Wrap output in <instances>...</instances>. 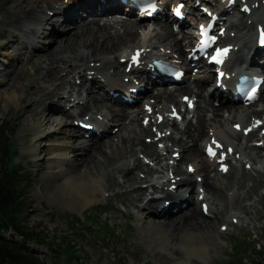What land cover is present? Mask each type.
Listing matches in <instances>:
<instances>
[{
  "label": "bare ground",
  "instance_id": "6f19581e",
  "mask_svg": "<svg viewBox=\"0 0 264 264\" xmlns=\"http://www.w3.org/2000/svg\"><path fill=\"white\" fill-rule=\"evenodd\" d=\"M0 5L7 8L5 16L9 17V21L0 22V30L5 34L9 33L6 36V40L11 35L14 36L15 41H7L6 50L4 53H7L11 59H21L25 57V51L18 49L15 45L19 43L17 38L20 37V31L22 28H26L28 31H31V36L35 37L33 33V29L28 27L31 24L36 25L38 19L36 18V14L34 13L35 9L39 7V0H0ZM79 10H84L87 7L83 4L78 6ZM78 11L73 10L72 7L67 9L64 14L63 20H58L55 18L51 20L50 25L53 26V31L49 33L53 35L54 42L52 43V47L50 51H46L40 53V48L37 45H34L35 52L39 49V54L30 55L28 65L37 64L41 60L42 57H48L45 60V66H37L33 73H31L30 82L24 83L21 86H16L17 82L21 81V77L18 74V69L14 67L12 64H7L5 67H0V105L2 107H6V113H9L10 109L14 106L16 102L19 101V104L29 100L27 106L22 109L19 115L16 118V122L21 124L22 128L26 131V121L29 120L37 130H41L46 128L47 126H61L60 132L61 137L59 140L68 147L58 148L60 152V159L58 160V164L63 168L59 173L55 175L56 179L61 178L64 179L63 185L59 188V197L65 196L70 200L74 201L76 204L80 206H86V202L88 200H95V193L97 190L100 191H108L114 192V194L120 193V197L129 198L134 196L132 202L137 204L141 202L146 194V190L142 188H138L136 185L139 182L137 171L142 170L143 173L145 171L144 165L137 161L136 159L132 160L135 162L133 168H128V163L115 165L113 164L115 161L119 159H123L125 154L133 153L134 146L141 147L145 150H153L152 145H145L142 140V135L145 133V130L141 128L137 120L132 121L133 128L131 131L127 133V135L120 136V142L114 148L116 152V156H108L105 148L110 147V137H107L105 141H94L89 144H82L79 136H75L73 134V129H70V125H67V120L69 115L65 113L63 110L62 113L54 114L51 110L54 103L58 101H64V97L58 95L55 90L47 91L45 87H33L32 89L28 88V85L35 83L34 73L40 71L43 68V76L39 78V82L52 84L54 82L60 81L64 82L67 75L71 74V71H68L65 75H60L63 70L67 57L58 56L55 57L62 52L68 50L69 53L73 54L68 60H87L88 57L94 56L96 57L97 53H113L116 52L120 47L124 45L125 41H130L136 36V26L133 23H129L123 20H115V19H106L103 24H99V17L105 15L102 13L94 14L91 16H87L85 19H82L81 22H76V18L78 16ZM68 14L72 16H68ZM70 24V30H68L65 36L58 35L54 31V27L61 26L63 24ZM37 25H40L37 24ZM116 26H119L121 31H115ZM246 26L243 28H239V32H242ZM114 30V32H112ZM48 35L45 32H42V37L45 38ZM157 39L160 45H164L170 48L179 47L182 41V38H177L175 34L169 29L167 24L162 25V31L157 34ZM167 41L165 44L163 42ZM25 45H27L26 41ZM132 46H135L132 45ZM131 46V47H132ZM26 47V46H25ZM82 51V52H79ZM38 61V62H37ZM109 65L110 67H115L116 73L113 78L109 79V83H114L117 85L120 84V67L114 61H108L107 63H103V66ZM40 67V69H39ZM10 70V71H9ZM8 74L11 76L8 79ZM81 78V88L85 90L86 96H94L96 105L105 106L106 110L114 114L115 123H119L125 115V110L122 108L116 109V105H108L105 98L99 96L98 92L95 90L89 89V86L86 84V80L84 76H79ZM6 80H9L8 82ZM208 85L207 79L202 81V85H188L184 86L182 90H188L191 93H195L198 98L202 100L204 106L198 107L197 111V121L194 126L191 124H187L183 129L178 130V134L180 138L176 141L182 152H184L186 159L191 162H198L203 164L201 158L202 153L197 145V141L206 134V124L208 121H211V117L206 116V112H210L213 116L216 112H218L217 108H214L212 104L209 102V98L206 101V97L203 95V92ZM163 99L172 98V94L170 92L164 91L161 94ZM57 97L54 101L53 98ZM264 101V98L261 99ZM232 108V107H230ZM39 109V111H37ZM248 116V114H247ZM236 119H243L242 115H236ZM130 124V125H131ZM224 126V122L222 123ZM121 131L126 129L125 126L120 124ZM221 129L222 127L219 126ZM72 132L69 134L68 132ZM224 130H222L223 133ZM218 132H221L218 130ZM28 135L27 133H25ZM42 137L37 135L32 136L31 134L25 137V144L31 145L29 148V152L33 155L38 153V149L34 148V145L40 142ZM49 144L55 141V138L46 137ZM190 144V145H189ZM81 145L77 148V146ZM49 151L53 152V148L49 149ZM256 157L261 154V149H255ZM156 159H159V156L156 152H153ZM97 156H101L102 159L98 160ZM112 166V167H111ZM206 167L202 168V173H205ZM240 175L237 182L238 188L236 190V196L234 199L237 201L241 198L240 186H243L242 176ZM58 177V178H57ZM99 180L97 182L96 180ZM208 174H205L204 178V187L205 191L208 193L210 198L212 199L211 205L217 206L222 203V193L221 189L217 186H214L209 180ZM120 180V182H119ZM99 183V184H97ZM183 185H189L190 188L193 187V181L190 177H187L183 181ZM243 189V188H241ZM153 192H155L153 190ZM95 194V195H94ZM167 196L168 193H166ZM174 200L179 201L180 196L178 194L174 195ZM160 200L154 199L153 197L146 203V207L144 206L142 211H155L159 208ZM148 214V213H147ZM155 216V215H154ZM157 218V216H155ZM170 218L166 219H156L157 225L164 229L163 233H167L170 239V244L173 248L179 247L181 244H185L186 238L190 236H194L196 233V237L203 238V236H207L206 238H210V240H214L212 229L214 228V221L208 220L203 217L196 208L191 207L186 211L175 215L169 216ZM150 219V217H149ZM150 222H154L150 220ZM180 256V253L177 254Z\"/></svg>",
  "mask_w": 264,
  "mask_h": 264
},
{
  "label": "rangeland",
  "instance_id": "374dc122",
  "mask_svg": "<svg viewBox=\"0 0 264 264\" xmlns=\"http://www.w3.org/2000/svg\"><path fill=\"white\" fill-rule=\"evenodd\" d=\"M28 1V0H27ZM7 8L0 5V22L9 21V17L5 16ZM2 20V21H1ZM143 22H139L142 24ZM36 26H33L35 29ZM66 28L68 29V25H64L63 27H59L56 30ZM36 33V30H34ZM0 35L2 33L0 32ZM4 37V36H2ZM6 41L4 38L0 40V45L4 44ZM51 39H47L44 41L43 45H40L42 48V53L46 52L47 47L51 46ZM126 42H124V45ZM51 47L47 50L50 51ZM79 52H82L79 50ZM71 53L68 50L62 52L61 54L55 56H64L69 57ZM101 54V55H100ZM112 54L105 55L99 53L100 59H107ZM48 57H42L39 63L31 64L28 67V61L22 60H11V58L6 54H0V66L3 64L11 63L16 65L18 68V74L21 76V81L17 82L16 86H21L24 83H29L31 78V73L35 70L38 64L40 66L44 65L45 59ZM98 62V61H96ZM103 67V66H102ZM109 66H106L104 70L109 69ZM40 69V67H39ZM43 70L34 73L35 81L38 80L42 75ZM11 76V75H10ZM10 76H7L8 79ZM3 80V79H0ZM7 82L9 80H6ZM2 81H0L1 83ZM32 84L28 85L30 89ZM29 100H26L19 104V101L14 104V106L10 109L9 113H6V107H2L0 105V122H2V126H6V133L10 140L15 143V146L20 151V155L17 156L14 160L11 161L12 165H18L25 170L22 171L21 174L26 178H33V189L31 193V199L28 201L27 210L25 213L24 223L26 226L35 229L36 232H41L44 235H48L50 237H54L56 239H69L72 237L70 235L72 233L71 230H74L76 227L74 224L70 225V215L74 213H81L84 211H88L89 209L95 206L107 205L106 212L99 216L97 220V224L99 226H109V227H117L122 235L114 238L104 240L102 237H98L95 240V236L93 234H85L84 239H79L78 242L83 246L85 250V255L80 256V261L84 260L85 262H94L95 264L100 263V259L103 258V262L106 263V254L105 256L101 253L100 247L105 245L109 248L117 244L118 249L121 251H126V256L124 257V262L120 264H224L226 261V257L228 256V252L230 250V245L232 243H236L238 241H246L248 244H252L254 240L250 237V235L241 233H233L228 235L227 237L218 238V226L220 221H214V228L212 229V234L214 240H210V238H206L207 236H203V238L196 237V233L194 236H190L188 238L185 237V244H181L178 248H173L170 244V239L167 233H163L164 229H161L157 223L150 222L151 219L148 220L146 225L145 214L140 212V210L136 207H133L131 204V200L134 199V196H130L127 199L126 197L117 196H104L101 192H97L96 200H88L85 204L86 206H80L76 204L74 201L66 198L65 196L59 197V188L64 183V179L58 178L56 179L55 175L59 173L63 168L58 164V158L60 157V152L55 151L53 154H50L49 149L57 147L60 145L57 142V138L60 137L58 126L49 127L47 126L44 129L37 130L32 127L31 122L29 120L26 121V131L22 128L21 124L16 122V118L19 113L25 108L28 104ZM94 104L93 101H91ZM70 125V124H69ZM15 132V135L12 133ZM31 134L35 136L38 134L40 137H45L46 135L53 136L56 140L48 146L47 140H41L40 143L35 145L36 148H39V152L36 155H31L29 153V148L31 145L25 144V137ZM53 144V145H52ZM54 146V147H53ZM44 157V162L38 161V157ZM130 154H126L124 160L129 158ZM116 156L115 151L112 152L111 157ZM1 157V156H0ZM123 161V159H119L115 161L113 164L118 165L119 162ZM6 170L8 168L5 161L0 160V168ZM247 179H243L244 184L247 183ZM99 182V180H96ZM229 185L228 188L233 187V178L231 177L229 180H225ZM25 180L21 182V184H25ZM99 184V183H97ZM227 188V189H228ZM225 188V190L227 191ZM104 192V191H103ZM256 193V192H255ZM106 194H110L106 192ZM225 206V201L222 204ZM109 207L111 209H109ZM113 208L115 210H113ZM100 209H98L99 211ZM222 222V221H221ZM132 225L131 230H127L128 225ZM264 226V225H263ZM117 229V230H118ZM262 238L264 239V229L261 230ZM238 236V238H234L232 236ZM115 237V236H114ZM117 239L120 243H116ZM95 241V247L92 246L91 242ZM102 242H104L102 244ZM37 252L40 254H46L44 248H36ZM98 249V250H96ZM120 251V252H121ZM79 253H83L80 251ZM180 253V256L177 254ZM64 257L55 259V263L63 264ZM77 260L73 259L72 263L76 264ZM54 263V262H53ZM116 264H119L116 262Z\"/></svg>",
  "mask_w": 264,
  "mask_h": 264
},
{
  "label": "trees",
  "instance_id": "16d2710c",
  "mask_svg": "<svg viewBox=\"0 0 264 264\" xmlns=\"http://www.w3.org/2000/svg\"><path fill=\"white\" fill-rule=\"evenodd\" d=\"M0 151L7 157V146L2 140L1 131ZM19 183V178L13 175L10 169L0 171V232L11 229L22 238L20 243L0 242V264H43L36 256L27 253L28 249L25 245L28 241L34 240L49 244V249H51L50 245L52 244L44 240L45 238H41L40 235L31 232L28 227L23 226L20 217L24 212L31 185L27 183L25 186H19ZM54 245L58 249L66 251L69 257L74 253V250L65 242Z\"/></svg>",
  "mask_w": 264,
  "mask_h": 264
},
{
  "label": "snow or ice",
  "instance_id": "6c2138e0",
  "mask_svg": "<svg viewBox=\"0 0 264 264\" xmlns=\"http://www.w3.org/2000/svg\"><path fill=\"white\" fill-rule=\"evenodd\" d=\"M176 12H177V15L180 14V12H179V8L176 9ZM261 43H264V33L261 34ZM133 60H134V61L136 60V57H135V56L133 57ZM209 154H210V155L213 154L212 151H211V149H209Z\"/></svg>",
  "mask_w": 264,
  "mask_h": 264
},
{
  "label": "water",
  "instance_id": "95a60500",
  "mask_svg": "<svg viewBox=\"0 0 264 264\" xmlns=\"http://www.w3.org/2000/svg\"><path fill=\"white\" fill-rule=\"evenodd\" d=\"M16 155V150L14 149V148H12L11 150H10V156H15Z\"/></svg>",
  "mask_w": 264,
  "mask_h": 264
}]
</instances>
